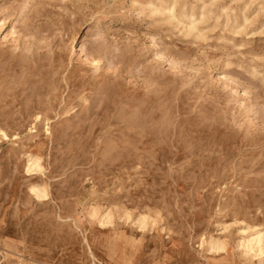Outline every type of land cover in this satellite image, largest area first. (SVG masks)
I'll return each instance as SVG.
<instances>
[{
  "label": "rangeland",
  "instance_id": "rangeland-1",
  "mask_svg": "<svg viewBox=\"0 0 264 264\" xmlns=\"http://www.w3.org/2000/svg\"><path fill=\"white\" fill-rule=\"evenodd\" d=\"M256 231L264 0H0V264H264Z\"/></svg>",
  "mask_w": 264,
  "mask_h": 264
},
{
  "label": "bare ground",
  "instance_id": "bare-ground-1",
  "mask_svg": "<svg viewBox=\"0 0 264 264\" xmlns=\"http://www.w3.org/2000/svg\"><path fill=\"white\" fill-rule=\"evenodd\" d=\"M38 166L39 165L37 163V159L30 157L28 160L27 170H30L32 167H38ZM32 191L39 198L45 196L44 191L38 187H32ZM245 248L248 251H254L257 254H263L264 253V231L254 232V234L246 240Z\"/></svg>",
  "mask_w": 264,
  "mask_h": 264
}]
</instances>
